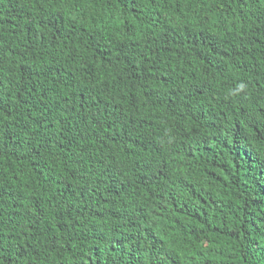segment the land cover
I'll return each mask as SVG.
<instances>
[{
  "label": "trees",
  "instance_id": "obj_1",
  "mask_svg": "<svg viewBox=\"0 0 264 264\" xmlns=\"http://www.w3.org/2000/svg\"><path fill=\"white\" fill-rule=\"evenodd\" d=\"M0 264H264V0H0Z\"/></svg>",
  "mask_w": 264,
  "mask_h": 264
}]
</instances>
